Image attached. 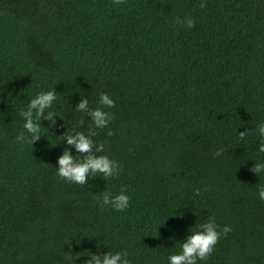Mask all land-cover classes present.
<instances>
[{"label": "trees", "instance_id": "1", "mask_svg": "<svg viewBox=\"0 0 264 264\" xmlns=\"http://www.w3.org/2000/svg\"><path fill=\"white\" fill-rule=\"evenodd\" d=\"M200 3L0 0V264H69L76 253L83 264L108 247L168 264L174 242L210 218L232 230L204 264H264V173L251 171L264 159V0ZM186 15L191 28L177 23ZM53 87L56 123L21 147L19 108ZM100 92L115 106L94 139L120 172L68 182L57 157L85 154L63 134L87 132L76 105L96 107ZM122 188L127 209L101 208L102 191Z\"/></svg>", "mask_w": 264, "mask_h": 264}, {"label": "clouds", "instance_id": "2", "mask_svg": "<svg viewBox=\"0 0 264 264\" xmlns=\"http://www.w3.org/2000/svg\"><path fill=\"white\" fill-rule=\"evenodd\" d=\"M204 6V0H201L200 7ZM177 23L191 28L195 20L192 16L186 15L183 18L177 17ZM57 99V92L53 87L36 92L24 106L19 108L23 124L21 131L15 136V140L20 143L21 147L25 143L33 145L34 141L45 136L44 130H49V127H45L42 121L47 120L50 125L56 123L54 117L58 114L53 106ZM114 106L115 101L107 92H100L96 107H91L88 98L82 96L76 107L81 113L90 117L91 126L87 132L70 130L63 134L62 138L67 145H73L77 153L85 155H74L71 149L65 148L56 161V174L59 177L68 182L85 184L90 176L97 173L101 174L100 176L104 179L119 174L121 167L119 162L104 154V143H98L94 139L97 134L96 130L106 127L113 119L112 112L106 109H111ZM78 123H83V120ZM237 129L235 131L240 138H245L250 131H238ZM255 134L259 141L257 151L264 153V121L255 125ZM223 151V148H218L215 155H222ZM251 160L254 161L251 171L260 177V174L264 173V159ZM257 192L258 198L264 201V185H259ZM129 201L130 195L123 188L115 194L104 190L98 197L101 208L108 206L117 211L127 209ZM231 230L229 225H219L211 218L208 222L195 224L182 241L174 242V245L178 244L179 251L171 252L168 255V264H204L213 252L214 246ZM78 256H80L79 253H76L75 256L70 254L69 264H74ZM86 256L88 259H85L83 264H133L126 249L112 251L108 247L106 252L93 253L90 251Z\"/></svg>", "mask_w": 264, "mask_h": 264}]
</instances>
